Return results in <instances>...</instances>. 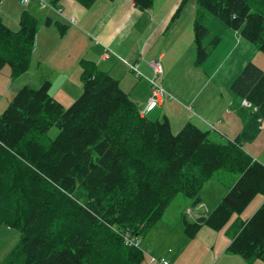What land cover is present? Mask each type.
Instances as JSON below:
<instances>
[{"label": "trees", "instance_id": "16d2710c", "mask_svg": "<svg viewBox=\"0 0 264 264\" xmlns=\"http://www.w3.org/2000/svg\"><path fill=\"white\" fill-rule=\"evenodd\" d=\"M74 1L83 9L95 2ZM187 1L179 0L171 20ZM195 1L264 53V0ZM131 2L148 11L154 0ZM19 26L12 32L0 18V70L9 64L12 77L27 70L37 34L31 16H22ZM192 33L199 67L209 57L203 45L209 32L195 21ZM218 43L214 38L209 46ZM50 88L49 81L22 87L0 115V184L10 192L7 224L20 233L4 264H142V251L125 245L121 235L140 238L180 194L194 208L201 205V187L219 170L238 178L211 213L194 221L182 217L187 238L203 227L222 230L257 195L264 197V164L242 150L264 122V72L253 63L230 86L250 106H241L242 129L225 143L191 123L173 134L166 119L142 116L105 72H83L82 93L67 108L52 98ZM53 125L58 135L41 143ZM230 226L228 250L248 263L264 262V201L250 219L237 217Z\"/></svg>", "mask_w": 264, "mask_h": 264}, {"label": "crops", "instance_id": "0c3cea01", "mask_svg": "<svg viewBox=\"0 0 264 264\" xmlns=\"http://www.w3.org/2000/svg\"><path fill=\"white\" fill-rule=\"evenodd\" d=\"M0 1L2 2V0ZM178 3L179 0H154L150 10L140 11L134 7L131 0H95L91 10L83 9L74 0L57 2L56 5L63 10L65 18L55 14L61 17L64 24L73 23V27L67 30V35L60 37L55 29H52V20L45 19V21L50 20L49 25L46 26L43 21L44 23L42 22L40 31L37 30L36 36L39 37L42 28H46L44 34L48 38L43 39V44L38 39L41 46L39 44L35 50L37 62L41 63L40 61L47 58L53 62V67L58 68L57 72L51 71L52 74L57 73L56 81L49 77L41 80L50 82L52 98L64 107L80 93L79 89H82V86L80 85V88L71 87L67 81V73H70L72 68L76 69L80 61L85 58L92 65L101 67L105 73L117 80L120 88L137 105L138 109L142 112L145 111L143 116L153 121L166 119L173 133L179 132L186 123H191L201 131L208 133L212 126L213 131L217 134L214 135L215 137L212 136L213 134L209 136L214 141L225 143L234 140L243 126V119L239 114L242 102L231 91L230 86L243 67L247 63H253L246 56L247 52H251V48L260 50L257 46L246 42L238 32L225 27L220 21L221 25L216 26L220 29L221 34H211L207 28L209 38L204 41L203 45L209 52V57L202 66H199L202 68L204 80L199 90L190 94V89L192 90L190 81L177 79L174 77V73L182 70L185 66H190V64L196 67L192 24L198 21L196 19L201 16V9H196L197 6L193 7V15L191 9H185L171 20V14ZM94 16L95 19H90ZM76 24L82 27V32L76 28ZM70 35H74V38L78 36L83 40L93 37L97 39L96 42L100 48H87L86 50L89 51H86L79 43L75 42L73 45H69L71 44ZM237 36H240L241 39ZM212 37L219 39L216 47L209 46ZM106 52H110L109 57L103 59L102 56ZM119 56L130 63H116ZM159 57H161V65L163 63V75L156 80V83L172 98H164L159 106L147 112V99L151 94L149 80L152 78V72L148 68L147 62ZM94 59L98 62L95 63ZM185 60L188 61L187 64H185ZM128 64L136 65L139 75L133 73ZM253 64L257 66L255 63ZM60 69H64V72ZM140 71L145 75V79L142 81H139ZM42 83L37 84V87ZM19 87L15 89L17 90ZM10 91L7 92L6 97L8 94L10 97ZM9 102L7 99L3 105L0 103V115ZM173 113L175 114L172 115ZM263 128L264 122L261 126V129ZM263 201L264 197L262 196L257 208ZM201 216L204 215H194L193 219ZM156 226L158 225L153 228ZM168 231L161 232L158 237L144 239V247L139 244L140 249L148 253V249H150L155 253H149V255L162 257L158 253V248L161 244L170 242L171 233ZM223 256L224 254L220 252L215 262L220 261Z\"/></svg>", "mask_w": 264, "mask_h": 264}, {"label": "rangeland", "instance_id": "374dc122", "mask_svg": "<svg viewBox=\"0 0 264 264\" xmlns=\"http://www.w3.org/2000/svg\"><path fill=\"white\" fill-rule=\"evenodd\" d=\"M43 2L48 3L49 6L51 5L52 7H58L56 5L57 2H53L52 0H43ZM43 2L39 0H31L27 5H23L20 3V0H2V2L0 1V18L3 25L6 26L10 31L17 32L20 28L19 22L22 16H31V18H34L37 21V30L39 32L42 22L44 21L46 23L45 19L50 18L53 22L52 29H55V32L60 37L67 35V30L73 27V23L64 24L61 17L56 15L55 12L50 8H47L48 6L43 4ZM92 5L93 4L87 7L88 10H91L93 8ZM193 7H196V9L199 10L201 9L197 5L195 0H188L184 4V10H182V12L185 11V9H191L193 15ZM200 11L201 16H199L196 20L205 25L206 28L210 30L211 34H221L220 29L216 26L221 25L219 20H216V18L210 16L203 9H201ZM95 18L96 17L94 16L90 19L93 20ZM75 26L79 31H83L81 26L77 24ZM44 31H46V28H42V32L39 37H35L34 49L30 55V61L27 70L24 73L12 77L13 69L9 64H4L2 69L0 70V103H2V105L3 103L7 102V99L11 101L15 94L24 86L37 88V84L43 82L41 81L42 78L49 77L51 78V80L55 81L58 79V77L56 76L57 73L52 74L51 72L54 70V72H57L56 70H58V68L53 67V62L51 60L44 58L42 61H40L41 63H39L35 59V50L40 44L38 43V39H40L41 43L43 44V39L48 38V36H45ZM237 37L241 39L240 36ZM207 38H209V36H207ZM207 38L205 40H207ZM213 39L214 37L210 38V42ZM69 40L71 41V44L69 45H73L76 42L79 43L80 46L83 45V48H85V50L87 48H100L98 46V43L96 42L97 39L93 37H88L83 40L82 38L79 39L78 36L74 38V35H70ZM251 50V52L248 51L246 54V56L250 58L249 61H252L258 67L264 70V53L255 50L254 48H251ZM139 60L141 61V59ZM96 61L97 60L94 59L95 63L98 62ZM116 61V63H130L129 61L123 59L120 56L119 58H117ZM89 62L90 61L88 59L83 58V60H81L80 63L77 65L76 69L72 68L70 73H67V81L71 87L75 88V86H77L78 88H80V85L82 86L83 72L88 71L94 73L96 70L104 72L101 67H97L95 65L89 64L90 66L86 67V63ZM187 63L188 61L185 60V64ZM60 70L64 72V69ZM144 77L145 75L140 71L139 81L145 79ZM174 77L182 81H190V84L192 85V90L190 89V94L196 93L204 80L202 68L194 67L193 64H190V66H185L182 70L175 72ZM19 84H21L20 87ZM16 87L19 88L16 90ZM9 90H11L10 97L9 94L8 97H6V94ZM79 92L80 93L73 99V101L71 103H68L63 108H67L74 103V101L82 93L81 88L79 89ZM179 102L183 104L181 101ZM6 108L7 107H5V109ZM174 114L175 113H173L172 115ZM159 122L163 123L164 120L161 119ZM177 132L172 133L176 134ZM215 134L217 133L213 130H211L209 133V135H212L213 137H215ZM30 135L35 136L36 134L34 132H31ZM57 135L58 129L55 125H53L47 133V140H41V143L45 144L49 140H53ZM242 150L245 151L249 156L254 158V160H257L259 163L264 164V128L261 129L260 133L257 135L254 141L244 143L242 145ZM237 178L238 175L236 173H229L224 170L217 171L201 187L199 194L201 197L202 206H197V210L192 206L190 199L181 194L178 195L171 202L163 216L157 222L150 226L149 230L144 233L145 235L143 234L144 236L142 235L140 238H138L141 247H144V239H147L148 237H158L160 236L161 232L169 230L168 233H171L170 242L163 243L158 248V253L162 255V257L160 258H164L168 264H264V262H261L260 260H253L252 262L248 263L240 256L233 255L228 250V245L231 243V240L233 238L232 231L229 230V232L227 233V229L231 227L230 225L234 222L237 217H239L240 220L244 222L251 218V216L258 209L257 206L260 203L259 199L260 197H262L261 195H257L241 214H239L238 216H233L229 223L220 231H214L203 227L193 239L187 238V236H185V234L183 233L182 217L185 215L187 220L194 221V215L202 214L206 216L211 213L218 205V202L227 194V192L229 191L228 188L234 183V181L237 180ZM10 215V192L8 191L7 184L3 183L0 184V264H4L7 261L10 253L14 250V248L19 245V231L10 228L7 224V221L11 218ZM155 225L158 226L153 228ZM147 234L148 236L145 238ZM148 251L150 254L155 253L150 249H148ZM220 252H222L224 256L220 259V261L215 262V260L217 259L216 257L219 256ZM144 256L145 257L142 264H148L149 258L146 255Z\"/></svg>", "mask_w": 264, "mask_h": 264}, {"label": "built area", "instance_id": "2783aa9c", "mask_svg": "<svg viewBox=\"0 0 264 264\" xmlns=\"http://www.w3.org/2000/svg\"><path fill=\"white\" fill-rule=\"evenodd\" d=\"M30 1L31 0H21V4L27 5ZM39 1L43 2V0H39ZM43 4L47 5L48 6L47 8H50L51 10H53L58 15H60V16L64 15L63 10L61 8L52 7L51 5L49 6V4L45 3V2H43ZM109 53L110 52L104 53V55L102 56L103 59H107L109 57ZM160 59H161V57H159L156 60H152V61L147 62L148 68L152 72V78H150V80H149V84L151 87V94H150V96L147 100V104H146V111L147 112L151 111L155 107L159 106L164 98H166V97L172 98L171 95H169L162 87H160L156 83V80L158 78H161L163 75V69H162ZM128 66L133 73H135L136 75H139L136 65L128 64ZM242 106L249 107L250 105L246 101H243ZM144 112L145 111H143V112L140 111V114L143 115ZM210 127H211V130H214V128L212 126H210ZM121 237L123 238L125 245H127L128 247H133L135 249L142 251V253L149 258L148 264H168L165 259L153 257V256L149 255L148 252L141 250L139 247L140 242H139L137 237H134V236L127 234V233L122 234Z\"/></svg>", "mask_w": 264, "mask_h": 264}]
</instances>
